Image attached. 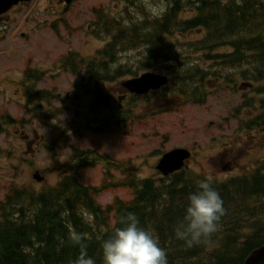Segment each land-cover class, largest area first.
Returning <instances> with one entry per match:
<instances>
[{
  "label": "rangeland",
  "instance_id": "1",
  "mask_svg": "<svg viewBox=\"0 0 264 264\" xmlns=\"http://www.w3.org/2000/svg\"><path fill=\"white\" fill-rule=\"evenodd\" d=\"M50 1L17 5L0 30V117L7 113L16 120L14 125H0V200L12 186L40 188L55 183L64 174L62 167L69 164L73 147L107 154L115 164L108 177L111 180L123 177L118 164L133 169L136 177L156 176L155 165L162 153L178 146L192 150L189 167L220 178L264 159V125L250 130L244 127L260 110L243 105L246 99L264 97L260 92L264 82L256 84L257 88L239 90L232 85H238L241 78L212 83L209 78V95L203 104L183 103L168 90L149 92L133 101L125 98L119 106L116 100L113 105L106 104L104 98L99 102L95 86L118 98L119 82L130 76L107 82L102 88L101 81L76 77L66 70L62 58L67 51L89 56L103 41L88 35V25L81 18L71 19L64 32L62 22H53L45 10ZM106 1L74 0L71 8L80 12ZM141 9L138 15L148 16L142 5ZM39 10L44 13L38 14ZM186 14L181 15L184 18ZM180 26L177 23V29H182ZM204 37L195 28L174 30L165 39L185 65L205 67ZM227 50L222 47L217 52ZM144 52L143 46L117 50L111 61L119 56L116 64L135 69ZM163 65L160 61L154 71L162 70ZM26 69L40 70L41 79L29 84L49 90L55 97L37 104L28 101L23 88ZM128 106V115L111 118L114 109ZM36 171L43 180L33 178ZM103 178L101 164L83 172L86 184L100 185ZM130 195L129 190L115 187L104 190L97 200L105 205L115 196Z\"/></svg>",
  "mask_w": 264,
  "mask_h": 264
},
{
  "label": "trees",
  "instance_id": "2",
  "mask_svg": "<svg viewBox=\"0 0 264 264\" xmlns=\"http://www.w3.org/2000/svg\"><path fill=\"white\" fill-rule=\"evenodd\" d=\"M200 15L186 26H201L206 31L208 38L202 42L204 47L209 44L208 48H211V55H207L211 69L197 64L185 65L178 58V52L162 39V35L176 28L174 18L166 19L164 26L153 30L149 39H146L147 34H139L136 27L118 30L120 35L110 42L109 48L126 50L146 44V52L137 60L134 70L122 63L110 70L106 62L98 65L95 58L81 56L76 51L67 53L62 64L77 76L84 67L92 78L113 81L126 75H137V70L151 68L163 60L171 77L164 90L181 97L183 103L194 104L206 101L209 78L211 83L231 81L235 76L263 80L264 2L244 11L238 7H211L210 24L208 8L202 7ZM222 47L228 50L217 52ZM109 48L102 51L103 55H113L114 50L109 52ZM41 77L40 70H25L24 93L28 101L34 100L35 104L55 97L49 90L36 89L29 84ZM137 98L130 96L132 101ZM247 104L253 106L249 101ZM260 107L263 108L261 113L244 123L248 130L264 125V99ZM129 113L128 106L112 112L111 118L119 120L122 114ZM15 121L7 113L0 117V125H14ZM98 164L104 167L101 184L84 183L85 168ZM114 165L107 154L73 147L69 164L62 167L65 172L55 183L40 188L12 186L0 200V264H70L80 251L69 240L72 231L87 236L83 243L88 254L97 264H103L101 241L119 226L120 217L127 212L135 213L141 226L155 231L161 247L167 252L169 264H243L255 248L264 244V159L255 160L250 168L238 174L222 178L191 167L167 176L136 177L133 169L118 164L123 177L111 180L108 177ZM201 180L210 181L220 193L226 211L208 242L189 248L175 238L173 228L183 216L188 193ZM115 187L129 190L130 197L115 196L105 205L97 200L104 190ZM89 216L92 220L86 222Z\"/></svg>",
  "mask_w": 264,
  "mask_h": 264
},
{
  "label": "clouds",
  "instance_id": "3",
  "mask_svg": "<svg viewBox=\"0 0 264 264\" xmlns=\"http://www.w3.org/2000/svg\"><path fill=\"white\" fill-rule=\"evenodd\" d=\"M144 11L153 18H160L167 12V0H140ZM143 21V15H137ZM224 202L220 193L210 181L201 180L187 195L184 213L175 224L173 231L177 240L191 248L207 243L218 230L221 217L225 214ZM92 218L86 217V222ZM117 227L101 241L103 264H169L167 252L161 247L155 231L141 226L133 212L122 215ZM87 236L72 231L71 243L79 247V254L70 264H97L88 254L83 243Z\"/></svg>",
  "mask_w": 264,
  "mask_h": 264
},
{
  "label": "flooded vegetation",
  "instance_id": "4",
  "mask_svg": "<svg viewBox=\"0 0 264 264\" xmlns=\"http://www.w3.org/2000/svg\"><path fill=\"white\" fill-rule=\"evenodd\" d=\"M73 2L74 0L71 3H66L64 0H51L45 10L47 11L49 17L53 18V22H62L64 32H67V28L65 27V25H67L71 21V19L81 18L83 22L87 23L88 25V35L90 37H96L99 40H102L103 45L101 46V48H103L109 40L113 41V39L118 36V30H120L121 28H125L128 26L132 27L133 25L141 24L142 26L141 30H139V34H147L146 39H149V37H151L153 34L152 31L160 30L164 26V23L168 18L172 20L171 18L176 17L179 19V22L192 24L194 21L201 17V8L206 7L209 9L208 22L210 24L211 7H216L219 9H230L238 7L244 11L247 9L246 7L249 3H254V5H256L254 7H257L261 5L264 0H167V12L162 17L153 18L147 13L148 16H143L144 19L142 22L136 19L138 12H141L142 10L140 0H107L105 3H98L96 6H92L90 9H84L80 12H74L75 10L73 11V9L71 8V4ZM23 4L26 3H22L21 5ZM17 7L18 6L11 8L6 14L0 17V30L3 29V25H5V23L8 21V15ZM43 13L40 10L38 11V14ZM183 13H187L186 15H184V18L181 15ZM195 28L198 32L200 31L202 35L204 34L208 38V35L206 34V32H204V28L201 29L198 26ZM163 36L167 37V35ZM145 45H143V47ZM117 50H119V48L113 49L112 47L111 50L108 51H113V55L111 57L105 55L107 69L113 70L118 66L119 63H116L119 56L115 60L111 61L114 58L115 51ZM103 86H105V82H101V87L103 88ZM117 88L118 92L122 93L121 97L119 96L118 98H112L110 93L104 92L100 90L98 86H95L96 99L100 100L104 98V102L110 105H113V100H116L117 105L119 106L120 99L122 97H127L128 93H126L125 90L120 86H118Z\"/></svg>",
  "mask_w": 264,
  "mask_h": 264
},
{
  "label": "water",
  "instance_id": "5",
  "mask_svg": "<svg viewBox=\"0 0 264 264\" xmlns=\"http://www.w3.org/2000/svg\"><path fill=\"white\" fill-rule=\"evenodd\" d=\"M20 1L30 0H0V14L7 11L11 6ZM71 2L72 0H65ZM168 83V76L164 73L144 72L139 76L124 80L121 82L131 93L145 94L149 90L158 89ZM251 84L243 82L240 88H246ZM191 152L184 147H176L166 151L156 164V169L164 176L178 171L186 166V161L190 158ZM33 177L39 181L43 180V176L38 171ZM244 264H264V245L254 249L246 258Z\"/></svg>",
  "mask_w": 264,
  "mask_h": 264
},
{
  "label": "bare ground",
  "instance_id": "6",
  "mask_svg": "<svg viewBox=\"0 0 264 264\" xmlns=\"http://www.w3.org/2000/svg\"><path fill=\"white\" fill-rule=\"evenodd\" d=\"M253 6H256V5H254V3H249V4L247 5L246 8L253 7ZM219 12H220V11H219ZM258 74H259V73H258Z\"/></svg>",
  "mask_w": 264,
  "mask_h": 264
}]
</instances>
